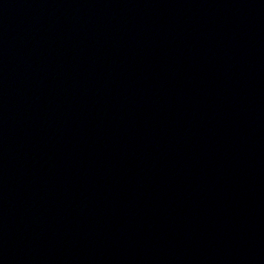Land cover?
<instances>
[{
    "label": "water",
    "instance_id": "1",
    "mask_svg": "<svg viewBox=\"0 0 264 264\" xmlns=\"http://www.w3.org/2000/svg\"><path fill=\"white\" fill-rule=\"evenodd\" d=\"M0 264H264V0H0Z\"/></svg>",
    "mask_w": 264,
    "mask_h": 264
}]
</instances>
